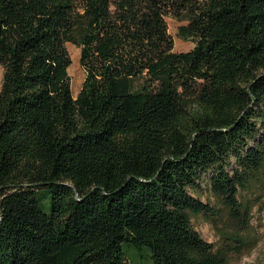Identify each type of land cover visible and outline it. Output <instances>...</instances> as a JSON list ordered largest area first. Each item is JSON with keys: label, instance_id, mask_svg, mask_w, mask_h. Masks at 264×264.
<instances>
[{"label": "trees", "instance_id": "obj_1", "mask_svg": "<svg viewBox=\"0 0 264 264\" xmlns=\"http://www.w3.org/2000/svg\"><path fill=\"white\" fill-rule=\"evenodd\" d=\"M0 68V264H128L123 243L237 264L252 247L264 0H0Z\"/></svg>", "mask_w": 264, "mask_h": 264}, {"label": "rangeland", "instance_id": "obj_2", "mask_svg": "<svg viewBox=\"0 0 264 264\" xmlns=\"http://www.w3.org/2000/svg\"><path fill=\"white\" fill-rule=\"evenodd\" d=\"M168 32L172 36L174 41L175 52H187L194 47V43L190 40H182L177 37L178 26L183 24L172 18H167ZM67 52L70 57V66L67 69V73L70 77V87L72 96L75 98L80 91L84 73L79 64V49L71 44L66 45ZM72 64V65H71ZM2 76V69L0 68V82ZM206 176H204V183ZM205 187V184H204ZM45 193L39 191L37 197ZM207 192L201 198L205 201ZM50 198V197H49ZM49 198L46 202H42L45 213L50 211ZM215 204V202H214ZM253 219L251 221L252 230L254 233V243L252 247L245 252L241 258L238 259L237 264H264V204L257 205L253 210ZM193 224L195 229L199 232L201 237L209 242L215 243L216 236L213 228L205 221L202 216L194 217ZM122 251L125 254L128 264H152L150 259V252L146 247H138L132 243H123Z\"/></svg>", "mask_w": 264, "mask_h": 264}, {"label": "bare ground", "instance_id": "obj_3", "mask_svg": "<svg viewBox=\"0 0 264 264\" xmlns=\"http://www.w3.org/2000/svg\"><path fill=\"white\" fill-rule=\"evenodd\" d=\"M72 65V64H71Z\"/></svg>", "mask_w": 264, "mask_h": 264}]
</instances>
